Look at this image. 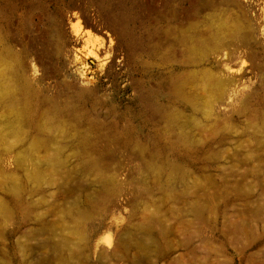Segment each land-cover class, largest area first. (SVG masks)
<instances>
[{
  "label": "rangeland",
  "instance_id": "374dc122",
  "mask_svg": "<svg viewBox=\"0 0 264 264\" xmlns=\"http://www.w3.org/2000/svg\"><path fill=\"white\" fill-rule=\"evenodd\" d=\"M0 264H264V0H0Z\"/></svg>",
  "mask_w": 264,
  "mask_h": 264
},
{
  "label": "bare ground",
  "instance_id": "6f19581e",
  "mask_svg": "<svg viewBox=\"0 0 264 264\" xmlns=\"http://www.w3.org/2000/svg\"><path fill=\"white\" fill-rule=\"evenodd\" d=\"M67 11L68 14L62 15V20H65L67 16L73 36L71 41L77 51L79 62L86 64L88 61L93 63L96 61L101 71L112 68L116 62L114 58H118V62L124 65L129 63L127 50L122 49L119 31L109 15H105L104 19H99L98 14L89 13L87 6L82 3L71 4ZM43 56L38 55V66L46 74L48 64ZM95 82V77H91L86 82L89 87L85 89L94 91Z\"/></svg>",
  "mask_w": 264,
  "mask_h": 264
}]
</instances>
